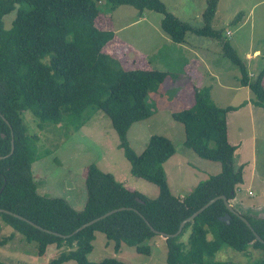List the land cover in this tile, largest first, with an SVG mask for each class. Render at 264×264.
I'll use <instances>...</instances> for the list:
<instances>
[{
  "label": "trees",
  "instance_id": "16d2710c",
  "mask_svg": "<svg viewBox=\"0 0 264 264\" xmlns=\"http://www.w3.org/2000/svg\"><path fill=\"white\" fill-rule=\"evenodd\" d=\"M218 3L219 0L207 1L202 15L204 24L195 27L170 13L162 0H0V209L63 236L118 210L68 238L0 213V219L28 243H37L38 256H44L53 245L60 250L48 264H126L113 258L98 263L88 260L97 233H103L114 243L116 253L127 245L139 254L150 255L149 243L158 236L151 227L175 234L186 218L210 200L222 195L228 201L235 198L238 186L243 183V168L234 164L236 146L229 142L227 116L247 103L219 107L212 100L211 88L203 87L195 90L190 107L172 114L184 126L185 146L200 158L221 165L219 174L201 181L186 197H175L164 169V164L176 153L173 142L165 136L153 135L144 151L137 154L127 138L133 123L153 116L148 97L163 83L166 73L124 67L105 49L115 33L96 24L104 9L114 11L127 5L134 7L140 16L147 10L163 15L162 30L176 44L186 43L188 34L219 40L222 52L240 72L241 86L249 88L256 97L253 104L264 109V68L255 79L251 78L248 65L226 40L224 31L212 27ZM14 11L16 17L6 29L4 17ZM98 111L111 119L119 145L131 164V173L155 184L159 190L157 198L149 199L126 188L96 165L87 171V200L81 211L64 198H50L37 192L32 164L41 158L36 145L38 138L28 134L22 114L31 112L40 128L71 127L66 132L69 135L71 130L79 131ZM12 136L15 150L10 155ZM227 214L229 224L220 220ZM242 216L264 240V219ZM187 233L188 239L184 241ZM12 238L13 235L8 237ZM166 246V264H237L205 258L225 246L240 253L250 248L264 252V244L256 240L239 216L229 212L223 200L186 224L179 236L166 239ZM255 264H264V255Z\"/></svg>",
  "mask_w": 264,
  "mask_h": 264
},
{
  "label": "rangeland",
  "instance_id": "374dc122",
  "mask_svg": "<svg viewBox=\"0 0 264 264\" xmlns=\"http://www.w3.org/2000/svg\"><path fill=\"white\" fill-rule=\"evenodd\" d=\"M207 1L162 0L170 13L195 27L204 24L202 15ZM15 17L16 11L4 17L6 29L12 26ZM162 19L160 13L147 10L140 16L134 7L124 5L114 11L104 9L96 24L101 29L116 31L108 51H113L124 67L166 73L163 83L148 97L153 116L133 123L127 138L137 154L144 151L153 135L165 136L173 142L176 153L164 164V169L171 193L182 199L201 181L219 174L221 165L200 158L185 146L184 126L175 121L172 114L190 107L195 90L203 87L211 88L213 102L222 108L239 107L247 101L253 102L256 97L249 88L241 86L240 72L222 52V42L188 34L186 43L176 44L162 30ZM212 27L224 31L226 40L246 62L251 78L255 79L264 68V0H219ZM255 49H259L257 57H246ZM22 117L28 134L38 138L36 145L41 158L32 164V174L40 195L64 198L75 210L81 211L87 200V171L91 165H96L101 171L112 174L126 188L138 191L149 199L158 197L159 190L155 184L131 173V164L119 145V136L104 112L94 113L79 131L71 130L69 135L66 132L71 127L68 130L60 125L40 128V123L31 112L23 113ZM227 125L230 143L235 146L242 141L239 150L236 147L234 159L236 168H243L245 180L238 196L248 204H259L260 209H254V212L244 209L235 198L229 203L241 215L264 219L261 218L264 217V109L247 105L240 107L228 114ZM248 186L251 187V195ZM256 204L253 206L257 207ZM10 235H13L11 240L8 239ZM187 239L188 233L183 240ZM149 244L150 255L139 254L134 247L127 245L116 253L114 243L109 242L103 233H97L94 250L88 255V260L98 263L113 258L126 264H166V238L158 235ZM37 251V243H28L0 219V261L3 264H48L60 253L54 245L47 249L44 256H38ZM263 255L262 250L250 248L240 253L225 246L205 258L209 261L255 264Z\"/></svg>",
  "mask_w": 264,
  "mask_h": 264
},
{
  "label": "water",
  "instance_id": "95a60500",
  "mask_svg": "<svg viewBox=\"0 0 264 264\" xmlns=\"http://www.w3.org/2000/svg\"><path fill=\"white\" fill-rule=\"evenodd\" d=\"M1 116V114H0ZM5 120V118H3ZM4 137V135H3ZM14 150H15V145H14V139H13V136H12V142H11V152H10V155H12L14 153ZM1 159V157H0ZM218 200H223L226 208L229 210V212L239 216L242 221L247 225V227L251 230V232L254 234L255 238L257 241L261 242L262 244H264V240L257 234V232L255 231V229L252 227V225L250 224V222L245 218L243 217L241 214H239L238 212H236L233 207L230 205L228 199L226 196L222 195V196H218L212 200H210L207 204H205L202 208H200L199 210H197L196 212H194L191 216H189L188 218H186L179 226V229L178 231L175 233V234H166V233H162V232H158L156 231L154 228L151 227V225L149 223H147L150 227H151V230L153 232H155L156 234L160 235V236H163L165 237L166 239L168 238H175L177 236H179L181 234V232L183 231L184 227L186 226V224H188L189 222H192L194 221V219L196 217H198L201 213H203L206 209H208L211 205H213L215 202H217ZM120 210H124V208H121ZM118 210H113V211H110L90 222H87L86 224L82 225L80 228H78L73 234L69 235V236H63L61 234H58V233H54V232H51V231H48L46 229H43L42 227H40L39 225L35 224L34 222L16 214V213H13L11 211H8V210H3V209H0V213H6L8 215H11L15 218H18L20 220H23V221H26L28 224L32 225L33 227L39 229V230H42L46 233H50V234H55L57 236H60V237H65V238H68V237H71L72 235L82 231L83 229L87 228V227H90L94 224H96L97 222L111 216L112 214H114L115 212H117ZM221 221L223 222H226L227 224H229L230 222V216L227 214L225 215L224 217H221L220 218Z\"/></svg>",
  "mask_w": 264,
  "mask_h": 264
},
{
  "label": "crops",
  "instance_id": "0c3cea01",
  "mask_svg": "<svg viewBox=\"0 0 264 264\" xmlns=\"http://www.w3.org/2000/svg\"><path fill=\"white\" fill-rule=\"evenodd\" d=\"M116 32V31H115ZM114 32V33H115ZM230 33V32H229ZM231 34H232V32H231ZM116 35V34H115ZM232 36V35H231ZM115 38V37H114ZM112 42H113V40L112 41H110L108 44H107V46L105 47V49H106V52L107 53H109V54H111L112 56H114L115 58H117L118 60H119V57L113 52V51H108V47L112 44ZM184 45V44H183ZM234 46H235V43L233 44ZM257 53H259V49H255L252 53H248V54H246V57H247V55H248V57H250V55H253V57L255 58V57H257V56H255ZM203 58H206V57H204L203 56ZM120 62H121V60H119ZM202 61H203V59H202ZM122 63V62H121ZM250 102H252V101H247V106H249V107H257V106H253V102H252V104H250ZM254 108H252V110H253ZM234 112V111H233ZM228 135H229V132H228ZM229 137V136H228ZM230 142V141H229ZM242 145V141H241V143H240V145L239 144H235V146L238 148V147H240ZM238 150H239V148H238ZM238 150H237V153H238ZM255 159V152H254V158H253V160ZM244 176V175H243ZM245 185V180H244V178H243V183L241 184V185H239V187L237 188V192H236V197H235V201H237V200H239L240 201V204H241V206L242 207H245L244 209H250V210H252L253 212H254V209H260L259 208V204H256V203H250V204H248V202H246L244 199H241L239 196H238V192L239 191H241V188L243 187ZM250 189H251V187L250 186H248V190H249V193H250V195L252 194V191H250ZM258 203H261V202H258ZM254 204H256L257 205V207H254L253 205ZM247 205H249V206H247ZM252 205V206H251ZM263 205V204H262ZM263 208V207H262ZM259 217H261V216H259ZM261 218H264L263 216L261 217Z\"/></svg>",
  "mask_w": 264,
  "mask_h": 264
}]
</instances>
